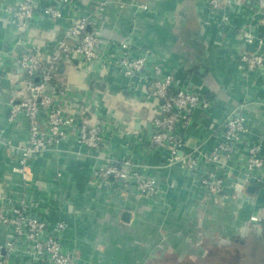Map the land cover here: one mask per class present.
I'll use <instances>...</instances> for the list:
<instances>
[{
    "label": "crops",
    "instance_id": "obj_1",
    "mask_svg": "<svg viewBox=\"0 0 264 264\" xmlns=\"http://www.w3.org/2000/svg\"><path fill=\"white\" fill-rule=\"evenodd\" d=\"M18 1L0 0V209L11 216L13 207L25 201L76 264H151L156 259L163 264H264V219L250 221L253 215L264 216V186L247 184L241 175L246 146L260 144L264 154V67L248 71L240 61L245 52H264L243 37L264 36V18L254 1L222 0L221 8L212 10L208 0H74L79 15L104 2L93 28L114 42H126L134 55L151 52L174 72L177 86L210 101L207 109L191 113L190 125L178 129L186 151L211 150L221 140L224 120L238 111L243 115L248 132L228 162L225 190L216 200L199 183L207 166L196 173L181 164L167 166L163 153L147 149L160 101L145 98L137 78L97 63L60 67L56 82L79 102L75 114L89 123L94 118L83 107L100 102L99 114L115 126L106 153L146 166L159 192L145 198L129 183L96 179L93 171L105 154L79 146L74 132L55 152L28 159L29 181L13 171L28 138L24 117L7 119V101L21 91L23 76L15 62L20 33L4 8ZM68 26L67 19L35 16L25 41L46 54ZM57 223L63 228L56 229ZM12 239V228L0 223V245ZM21 246L4 252L5 264H27Z\"/></svg>",
    "mask_w": 264,
    "mask_h": 264
},
{
    "label": "built area",
    "instance_id": "obj_2",
    "mask_svg": "<svg viewBox=\"0 0 264 264\" xmlns=\"http://www.w3.org/2000/svg\"><path fill=\"white\" fill-rule=\"evenodd\" d=\"M236 1L242 3L248 0ZM253 1L257 13L264 18V0ZM39 2L44 5L39 7ZM208 4L210 9L218 10L222 0H208ZM97 9L102 12L104 7L97 5L93 12L96 13ZM4 13L20 33V50L15 62L23 79L19 94L7 101V119L14 121L24 117L27 121V142L20 149L18 166L13 169L24 181H29L31 177L28 167L31 156L44 151L55 152L68 135L74 132L79 146L105 154L101 158V165L93 171L96 179L129 183L145 198H152L159 192L156 180L146 174V166L137 165L131 160H118L106 153L105 145L114 134L115 126L99 114V101L83 107L85 115L94 118L89 123L86 118L75 114L80 104L68 98L64 87L49 89L56 81L58 65L67 66L76 62L88 68L97 63L100 68H117L126 78H137L143 96L160 101L159 114L152 119L146 139L147 149L163 153L167 166L181 164L188 171L196 173L204 164L209 170L199 174L201 187L215 200L224 193L225 181L229 177L228 162L235 158L241 149L242 138L248 132L245 118L239 111L224 120L222 137L215 147L209 151L198 147L186 151L188 146L185 136L178 129L190 125L191 113L207 109L210 101L193 90L177 86L174 72L167 71L151 52L145 50L134 55L126 42L117 43L102 36L92 27V15L77 14L74 0H19L15 5L4 8ZM35 16L53 21H69V26L62 30L59 39L51 43L46 54L25 41ZM243 37L247 43L255 42L264 49V36L246 33ZM40 58L48 62L46 68L42 67ZM240 61L248 71H255L264 67V52H245L240 56ZM38 74L41 80L35 82L33 78ZM243 151L241 175L244 182L264 186L262 146L251 144ZM262 219L263 213L250 217L253 223L261 222ZM0 223L10 226L13 235L12 240L0 245V264H5L4 252L13 251L16 243L22 245L18 251L27 258V264H76L74 257L64 252L59 237L49 233V225L33 215L25 201L13 207L11 216L0 209ZM55 228L62 229L63 224L57 223Z\"/></svg>",
    "mask_w": 264,
    "mask_h": 264
},
{
    "label": "trees",
    "instance_id": "obj_3",
    "mask_svg": "<svg viewBox=\"0 0 264 264\" xmlns=\"http://www.w3.org/2000/svg\"><path fill=\"white\" fill-rule=\"evenodd\" d=\"M40 59H41V60H40V63H41V65H42V67H43V68H46V67L48 66V62H47L46 60H44L43 58H40ZM60 67H63V65L60 64V65L57 66V72H56V75H57L58 70L60 69ZM55 79H56V76H55ZM33 80H34L35 82H39V81L41 80L40 74L36 75V76L33 78ZM61 88H63V86L60 85V83H58V82H56V81H55V83H52V84L50 85V87H49L50 90H58V89H61ZM261 222H262V221H261Z\"/></svg>",
    "mask_w": 264,
    "mask_h": 264
},
{
    "label": "rangeland",
    "instance_id": "obj_4",
    "mask_svg": "<svg viewBox=\"0 0 264 264\" xmlns=\"http://www.w3.org/2000/svg\"><path fill=\"white\" fill-rule=\"evenodd\" d=\"M97 5H102L103 7L105 6V3L104 2H101L100 4H97ZM96 5V6H97ZM120 7H121V5H120ZM100 12H101V10H98L97 9V11H96V13H94V12H92V13H90V14H87V15H92L93 16V18H94V20L96 19V18H98L99 16V14H100ZM92 19V18H91ZM93 20V19H92ZM94 20H93V23L94 24H96V22H94ZM246 122V121H245ZM247 126V125H246ZM223 228H225V226H223ZM223 231L224 232H226V231H228L229 232V229L228 230H226V229H223ZM236 239H238L239 241L240 240H242V239H240V238H236ZM151 264H163V262L161 261V260H155V262H153V263H151Z\"/></svg>",
    "mask_w": 264,
    "mask_h": 264
}]
</instances>
